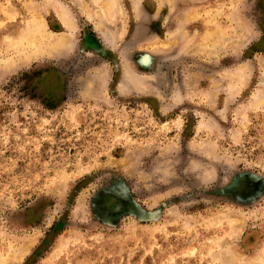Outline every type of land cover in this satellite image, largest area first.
<instances>
[{"label":"rangeland","instance_id":"1","mask_svg":"<svg viewBox=\"0 0 264 264\" xmlns=\"http://www.w3.org/2000/svg\"><path fill=\"white\" fill-rule=\"evenodd\" d=\"M0 264H264V0H0Z\"/></svg>","mask_w":264,"mask_h":264}]
</instances>
